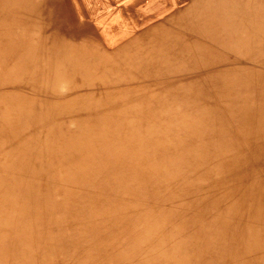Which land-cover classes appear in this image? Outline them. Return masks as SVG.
Instances as JSON below:
<instances>
[{
  "label": "bare ground",
  "instance_id": "6f19581e",
  "mask_svg": "<svg viewBox=\"0 0 264 264\" xmlns=\"http://www.w3.org/2000/svg\"><path fill=\"white\" fill-rule=\"evenodd\" d=\"M263 38L264 0H0V264H264ZM141 128L170 135L150 153ZM44 175L57 194L34 215ZM122 179L169 225L123 223ZM70 203L87 218L62 229Z\"/></svg>",
  "mask_w": 264,
  "mask_h": 264
},
{
  "label": "rangeland",
  "instance_id": "374dc122",
  "mask_svg": "<svg viewBox=\"0 0 264 264\" xmlns=\"http://www.w3.org/2000/svg\"><path fill=\"white\" fill-rule=\"evenodd\" d=\"M168 25H169L168 27H173V26L170 25V23ZM260 43L262 45H264V38L260 41ZM239 57L240 58L238 59V61H240L241 64H244V65H249L250 64L251 60L246 59L247 56H239ZM261 65L264 68V65L263 64H261ZM155 72H158V71H154V72L151 71L152 74L155 73ZM163 76H166V75H163ZM262 116H263V114H262ZM135 132H137L141 136V138H143V137H145V138L148 137L149 138V141L146 143V146H145V148L143 150H147L150 153H155L156 152V148L154 146H152V147H149V146L151 144H153V140H154L153 137H154V135L157 134V133H160V131H157V130H154V129H142L141 128L140 130H135ZM160 134L162 136H167L168 137L170 135V130L167 129V128H163V130L161 131ZM257 136H260V138H264V121H260L258 123H255L254 126L251 128V137L253 138V140H251V142L249 141V143L251 144V151L255 147V146L254 147H252V146L254 144V138L256 140L257 139ZM261 141H263V140H260V142ZM245 148H247V147L245 146ZM70 153H72V155H71V157L67 161H62L60 159L59 160V163L56 165V168H57V170H56L57 171V173H56V181H57V177H59L61 175H64V176L66 175V172H67L66 170L67 169L77 168L78 166H81V165H79V163L80 164H83L84 163L82 161L83 160L82 159L83 155L81 157L78 154V152H74V151H71ZM72 158L74 159V161H72L71 163H69ZM72 163H75V166L73 168H70L69 166ZM262 170H264V167H262V169L260 171H259V167H258L256 169V172H255L256 175L257 176H259V175L264 176V174H261L262 172H264ZM73 175H75V174H73ZM75 176H78V175H75ZM79 177L80 178H75V180L73 178H72L73 180L67 179L66 180L67 184H66L65 187H67L69 189H72L73 186H74L73 183H77V184L80 185V187H82V183L81 182H84V180H83V178L81 176H79ZM94 177H96L99 180V182L92 184V186L88 190L89 193H88V196L86 198L91 199V201L93 202V204L95 206L96 212H99L98 217L101 220H103V219L109 220L107 218L108 215L105 216V211L112 204V200H111L112 198L111 197H108L107 199H101L102 196L105 194L104 189L108 187V185L105 183V180L109 176L107 174L104 175L100 171H96V172H94ZM41 180L42 181H45L48 184L49 188L48 187L46 188L44 185H39V186L33 185V186H31L30 188H28L26 190L27 195H29L28 196V199L31 202V204H30L31 205V211H33L34 215L37 214L39 211L41 212V210H42L41 208L44 206L43 203L46 200H49L51 198V195L57 194V190H56V187H55L56 186L55 185V182L52 181L50 179V177H47V175H44L41 178ZM122 182L126 185V189L123 192H121L124 195V197H125V201L128 200L129 202L135 203V208H127V212L125 213V215H123L120 218L123 221V223H127L128 220L131 219V217H132V215L134 213L137 214V212H145L147 210H151L153 216L156 217L157 219H160L161 222H162V224L165 222L164 224L169 225V220H168V218L166 216H159L158 215L160 212H162V210L165 211L166 208H167V205H163L164 209H163V207H161V208L158 207V205L161 202H164V201H162L160 199H157V198H154V197L152 199H146L145 200V198H144V199L141 200L134 193V191L137 189L135 187L137 185V183L134 180H127V179H124L123 180L122 179ZM53 184H54V188H53ZM128 184H130L129 187H128ZM131 188H133V189H131ZM127 193L131 194L133 198L129 194H127ZM139 193L141 195L143 194L142 191L139 192ZM95 194H98V195H95ZM134 198H136V199H134ZM262 204H263V207H261V208L264 210V203H262ZM77 205L78 204H73L72 203L71 205H69V207H67V208L64 207L63 208L64 210H67V213H70L71 214L69 216H74V213H75L76 214L75 216H77L78 219H74L73 217L69 218L66 222L63 223L62 229H65V228H72V229H74V228H76L79 225L80 220L83 223V221H85V217L87 218V214H86V212H85V210L83 208H81L82 210L79 211V212H74L75 211V208L79 209V206L78 207H75ZM63 209H62V214H63ZM51 216H52V218H56L57 217V212L56 211H53L52 214H51ZM166 220H168V221H166ZM111 221H113V220H111ZM35 224H37V223H35ZM48 224H49L50 227L51 226H53V227L55 226L54 224H50V223H48ZM53 227H51V228H53ZM54 229H55V231H57V226L54 227ZM185 231L186 230L184 229V234L183 235H186L187 234V232H185ZM88 240H89L88 243H92V242H95L96 241V239L93 236L90 237V238H88ZM67 247L68 246H66V248ZM58 262L60 263V261H58Z\"/></svg>",
  "mask_w": 264,
  "mask_h": 264
},
{
  "label": "crops",
  "instance_id": "0c3cea01",
  "mask_svg": "<svg viewBox=\"0 0 264 264\" xmlns=\"http://www.w3.org/2000/svg\"><path fill=\"white\" fill-rule=\"evenodd\" d=\"M262 171H264V170H262ZM261 174H264V172H262Z\"/></svg>",
  "mask_w": 264,
  "mask_h": 264
}]
</instances>
